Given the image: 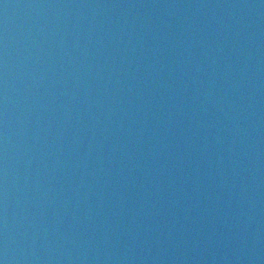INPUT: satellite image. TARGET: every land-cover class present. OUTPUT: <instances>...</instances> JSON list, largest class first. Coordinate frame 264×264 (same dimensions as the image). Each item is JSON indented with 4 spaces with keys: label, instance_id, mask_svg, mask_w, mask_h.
Segmentation results:
<instances>
[{
    "label": "water",
    "instance_id": "obj_1",
    "mask_svg": "<svg viewBox=\"0 0 264 264\" xmlns=\"http://www.w3.org/2000/svg\"><path fill=\"white\" fill-rule=\"evenodd\" d=\"M0 264H264V0H0Z\"/></svg>",
    "mask_w": 264,
    "mask_h": 264
}]
</instances>
